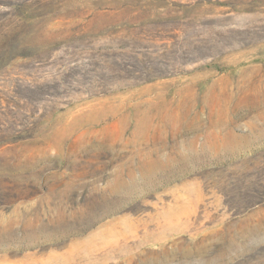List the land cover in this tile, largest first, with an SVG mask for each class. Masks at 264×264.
<instances>
[{
	"label": "rangeland",
	"instance_id": "374dc122",
	"mask_svg": "<svg viewBox=\"0 0 264 264\" xmlns=\"http://www.w3.org/2000/svg\"><path fill=\"white\" fill-rule=\"evenodd\" d=\"M0 264H264V0H0Z\"/></svg>",
	"mask_w": 264,
	"mask_h": 264
}]
</instances>
